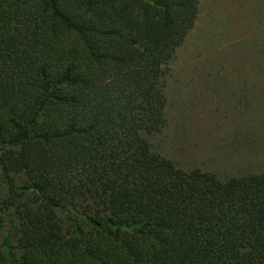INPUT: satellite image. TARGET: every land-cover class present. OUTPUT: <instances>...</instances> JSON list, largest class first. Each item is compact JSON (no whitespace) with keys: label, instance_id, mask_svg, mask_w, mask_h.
Wrapping results in <instances>:
<instances>
[{"label":"trees","instance_id":"obj_1","mask_svg":"<svg viewBox=\"0 0 264 264\" xmlns=\"http://www.w3.org/2000/svg\"><path fill=\"white\" fill-rule=\"evenodd\" d=\"M198 13L0 0V264H264V172L223 178L151 148Z\"/></svg>","mask_w":264,"mask_h":264},{"label":"rangeland","instance_id":"obj_2","mask_svg":"<svg viewBox=\"0 0 264 264\" xmlns=\"http://www.w3.org/2000/svg\"><path fill=\"white\" fill-rule=\"evenodd\" d=\"M165 93L166 124L149 138L152 150L223 178L264 172V0H199ZM6 194L0 182V200ZM10 228L5 216L0 249Z\"/></svg>","mask_w":264,"mask_h":264}]
</instances>
